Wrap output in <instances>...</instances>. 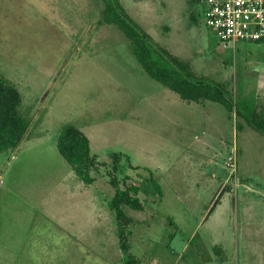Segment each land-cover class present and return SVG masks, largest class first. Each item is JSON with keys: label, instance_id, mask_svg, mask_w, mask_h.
<instances>
[{"label": "rangeland", "instance_id": "obj_1", "mask_svg": "<svg viewBox=\"0 0 264 264\" xmlns=\"http://www.w3.org/2000/svg\"><path fill=\"white\" fill-rule=\"evenodd\" d=\"M118 2L196 74L264 108V44L222 47L200 0ZM102 8L0 0V75L28 122L0 152V264H122L105 204L112 175L138 188L142 209L124 211L140 264H264V136L219 103L186 102L151 79L122 33L101 22ZM68 124L104 162L89 185L56 149Z\"/></svg>", "mask_w": 264, "mask_h": 264}, {"label": "trees", "instance_id": "obj_2", "mask_svg": "<svg viewBox=\"0 0 264 264\" xmlns=\"http://www.w3.org/2000/svg\"><path fill=\"white\" fill-rule=\"evenodd\" d=\"M103 3L101 22L113 25L129 42L132 53L142 70L154 81L160 83L186 102H217L234 117L241 118L250 128L264 136V108H256L252 98H234L222 82L203 74H196L188 62L170 53L157 44L122 8L118 0H100ZM21 96L16 86L0 75V152L14 148L24 137L28 128L25 115L21 112ZM240 127V124L237 125ZM56 149L73 172L84 184L94 181L90 171L104 165L90 150L88 138L72 124L60 129L56 138ZM111 170L116 171L120 162L119 153H109ZM151 179V178H149ZM113 192L106 200V207L113 213L117 245L122 254V264H140L129 252L127 225L130 218L124 209L141 210L142 203L137 196V186H118L115 175L109 178ZM151 185L161 194L159 185Z\"/></svg>", "mask_w": 264, "mask_h": 264}, {"label": "built area", "instance_id": "obj_3", "mask_svg": "<svg viewBox=\"0 0 264 264\" xmlns=\"http://www.w3.org/2000/svg\"><path fill=\"white\" fill-rule=\"evenodd\" d=\"M203 24L222 47L228 43L264 44V0H200Z\"/></svg>", "mask_w": 264, "mask_h": 264}, {"label": "crops", "instance_id": "obj_4", "mask_svg": "<svg viewBox=\"0 0 264 264\" xmlns=\"http://www.w3.org/2000/svg\"><path fill=\"white\" fill-rule=\"evenodd\" d=\"M89 185V184H88Z\"/></svg>", "mask_w": 264, "mask_h": 264}]
</instances>
